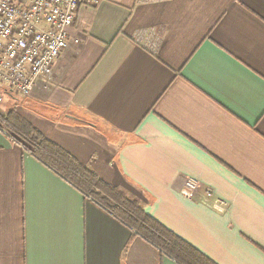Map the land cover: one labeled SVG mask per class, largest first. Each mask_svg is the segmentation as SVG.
Masks as SVG:
<instances>
[{"label": "crops", "instance_id": "0c3cea01", "mask_svg": "<svg viewBox=\"0 0 264 264\" xmlns=\"http://www.w3.org/2000/svg\"><path fill=\"white\" fill-rule=\"evenodd\" d=\"M17 101L0 113L214 263L264 264V0L83 6L52 75ZM0 264L178 263L0 129Z\"/></svg>", "mask_w": 264, "mask_h": 264}, {"label": "built area", "instance_id": "2783aa9c", "mask_svg": "<svg viewBox=\"0 0 264 264\" xmlns=\"http://www.w3.org/2000/svg\"><path fill=\"white\" fill-rule=\"evenodd\" d=\"M101 1L0 0V86L11 94L30 96L40 80L52 75L68 46L80 9L95 8ZM162 1L165 0H137V3ZM3 103L4 97L0 95V106ZM199 190L198 182L188 180L181 194L192 199ZM205 194L207 201L213 200L214 210L225 211V202L214 199L211 190Z\"/></svg>", "mask_w": 264, "mask_h": 264}, {"label": "trees", "instance_id": "16d2710c", "mask_svg": "<svg viewBox=\"0 0 264 264\" xmlns=\"http://www.w3.org/2000/svg\"><path fill=\"white\" fill-rule=\"evenodd\" d=\"M0 129L86 196L114 214L136 235L178 264H216L148 215L137 199L108 185L58 144L45 138L20 117L15 109L6 114L0 113Z\"/></svg>", "mask_w": 264, "mask_h": 264}, {"label": "rangeland", "instance_id": "374dc122", "mask_svg": "<svg viewBox=\"0 0 264 264\" xmlns=\"http://www.w3.org/2000/svg\"><path fill=\"white\" fill-rule=\"evenodd\" d=\"M0 95L4 97V103L2 104V106H0V109L3 110H9L13 108L15 106L14 100L17 99L18 100L17 102L20 103L19 100H21L22 98L18 94L15 93L11 94L8 90L1 87H0Z\"/></svg>", "mask_w": 264, "mask_h": 264}]
</instances>
